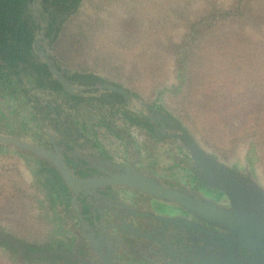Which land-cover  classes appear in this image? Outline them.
<instances>
[{"label":"rangeland","instance_id":"1","mask_svg":"<svg viewBox=\"0 0 264 264\" xmlns=\"http://www.w3.org/2000/svg\"><path fill=\"white\" fill-rule=\"evenodd\" d=\"M235 1L82 0L50 51L62 66L99 72L130 87L143 103H156L222 160L237 163L249 153L264 183V0H246L252 12L245 21L203 19L213 10L233 8ZM30 12L44 23L41 0L31 2ZM191 23L204 25L194 40L188 36ZM185 39L191 50L177 87L175 49ZM133 105L144 109L137 101ZM11 107L10 97H0V130ZM77 117L88 129H103L95 126L100 113L79 109ZM123 119L121 127L136 133L140 163L154 168L168 163L164 141L144 137V128L131 130ZM123 142L108 137L102 146L123 158ZM41 171L31 156L0 147V230L29 244L62 245L67 237ZM14 259L0 243V264Z\"/></svg>","mask_w":264,"mask_h":264},{"label":"water","instance_id":"2","mask_svg":"<svg viewBox=\"0 0 264 264\" xmlns=\"http://www.w3.org/2000/svg\"><path fill=\"white\" fill-rule=\"evenodd\" d=\"M41 52L70 91L67 79ZM151 112L153 120L166 122L163 132L170 129L163 133L168 163L155 170L140 163L139 154L132 162L125 158L115 171L99 167L78 175L57 150L0 134V143L45 160L70 191L44 182L67 241L43 247L20 240L36 251L19 242H14L16 250L2 244L14 255V264H264V183L250 154L230 164L156 103ZM161 220L182 233L176 248L156 243L152 231Z\"/></svg>","mask_w":264,"mask_h":264},{"label":"flooded vegetation","instance_id":"3","mask_svg":"<svg viewBox=\"0 0 264 264\" xmlns=\"http://www.w3.org/2000/svg\"><path fill=\"white\" fill-rule=\"evenodd\" d=\"M44 11L46 15L44 23L43 19L38 21L35 19L34 22L37 26H34L31 59L45 64L51 77L58 82L60 87L42 84L39 74L30 66L29 68L23 66L19 74H13L9 78L4 76L7 80L0 83V97H10L14 102V107H11L8 117L5 118L7 121L3 123L7 128L0 130V134L13 135L45 149L57 150L73 172L78 175H89L93 168L96 171L99 167L106 171H115V168H119L120 162L125 158H128L127 162H132L137 156V149L134 146L136 133L121 127L120 118L123 119L122 117L131 130L135 127L144 128L146 131L143 133L144 137H155L166 144L168 137H165L163 133H168L170 130L163 132L167 125L166 122L163 126L153 120L152 104L143 103L130 87L108 79L99 72L68 68L59 63L57 55L50 51V45L57 40L62 25L68 18L64 22L59 21L58 29H56V25L49 24V15ZM41 50L48 55L54 67L67 79L70 91L51 71ZM133 101L142 104L139 106H144V109L142 107L136 109ZM79 109L88 113L89 110L100 113L101 117L95 122V126L103 127V129H88L87 122L77 117ZM113 113L116 117L112 116ZM108 137H117L122 141L124 139L123 143L127 153L123 158L115 156L116 153L113 150L108 151L102 146L103 141H106ZM169 144L171 145L172 142ZM0 147H7L31 156L38 162L37 167L43 169L41 173L44 180V174L47 171L45 163L40 162L41 158H36L34 154L31 155L27 153L28 151H24V148L15 145L0 143ZM149 168L156 169L151 166ZM147 213L160 214V212L152 211ZM170 214L178 215V213ZM169 225L161 220L153 227L152 233L156 236V243L176 248L179 242H183V238H180L181 232H177L175 226Z\"/></svg>","mask_w":264,"mask_h":264},{"label":"trees","instance_id":"4","mask_svg":"<svg viewBox=\"0 0 264 264\" xmlns=\"http://www.w3.org/2000/svg\"><path fill=\"white\" fill-rule=\"evenodd\" d=\"M32 1L33 0H0V83L6 81L7 78L13 74H19L23 66H27L28 68L30 66L32 70H35L37 74H39V79L42 81V84H46L50 87H60L58 82L51 77L45 64L31 59L34 26H37L34 24L35 18L30 12V4ZM81 2L82 0H41V6L49 15V24L57 26L59 21L60 23L62 21L64 22L73 14L78 9ZM235 3L236 5L231 9H217L205 15V17H203L205 23L213 17H215L214 19L219 18L222 20L233 18L231 22L245 21V19L251 18L252 10L248 3H246V0H236ZM202 26L204 25L198 26L197 24L191 23L188 34L189 39L192 38V40H194L198 36L199 29ZM56 29H58V26ZM189 39H185V41L178 44V47L175 49L178 68L177 87H180L183 82L182 76L185 71V63L190 56L191 46L190 43H188ZM4 76L8 77L4 78ZM40 160V162L45 163L47 171V173L44 174V182L46 181V183L57 185V189H61V192L65 190L69 191L67 186L61 181L57 171L48 166L45 160ZM0 234L5 235L4 237H0V243L8 248L10 247L16 250L14 242H19L28 251L37 250L31 245L23 243L2 231H0Z\"/></svg>","mask_w":264,"mask_h":264}]
</instances>
